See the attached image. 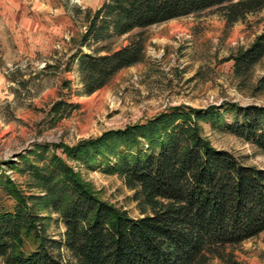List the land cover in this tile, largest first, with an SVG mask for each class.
<instances>
[{
    "label": "trees",
    "instance_id": "trees-1",
    "mask_svg": "<svg viewBox=\"0 0 264 264\" xmlns=\"http://www.w3.org/2000/svg\"><path fill=\"white\" fill-rule=\"evenodd\" d=\"M211 9L232 26L264 11V0H105L94 10L73 8L82 31L70 38L69 60L77 61L80 95L142 62L147 28ZM122 37L126 43L114 47ZM263 58L264 32L226 61L246 87ZM67 107L60 100L50 114L59 121ZM202 123L264 154V106L226 102L173 106L72 145H35L19 156L22 168L5 163L26 189L0 167V264H243L235 248L264 232V169L213 147ZM80 168L119 177L138 217L103 200ZM52 214L64 228L58 238L48 233Z\"/></svg>",
    "mask_w": 264,
    "mask_h": 264
},
{
    "label": "rangeland",
    "instance_id": "rangeland-1",
    "mask_svg": "<svg viewBox=\"0 0 264 264\" xmlns=\"http://www.w3.org/2000/svg\"><path fill=\"white\" fill-rule=\"evenodd\" d=\"M104 1L0 0V167L22 190L25 178L4 164L22 168L19 156L27 155L35 145H72L178 105L195 109L226 102L264 106V87L254 90L259 82L264 83V58L253 68L246 87L233 78L232 63L226 61L264 32V11L232 26H227L217 9L151 26L144 30L142 62L121 70L94 94L80 95L77 61L69 56L73 53L70 38L82 28L74 22L71 10H94ZM36 4L41 8L38 15L33 11ZM24 20L27 35L18 33L15 39ZM125 40L115 39L114 47L124 45ZM60 100L70 114L56 121L50 109ZM201 126L213 147L264 169V154L255 147L208 124ZM80 172L103 200L138 217L132 193L119 177L100 169L80 168ZM51 218L48 233L58 238L63 225L56 214ZM234 254L243 264H264V232L240 244Z\"/></svg>",
    "mask_w": 264,
    "mask_h": 264
},
{
    "label": "crops",
    "instance_id": "crops-1",
    "mask_svg": "<svg viewBox=\"0 0 264 264\" xmlns=\"http://www.w3.org/2000/svg\"><path fill=\"white\" fill-rule=\"evenodd\" d=\"M33 11H35L34 13L36 14V15H38L40 12V10H41V8L39 7V4H36V5H34V7H33ZM25 20H28V19H25ZM24 20V22H25V25H24V23L21 25V27H20V29L21 30H19L18 32H15V39H16V35L19 33L20 35H23V36H26L27 35V30H26V28H27V22ZM35 22H32V24H34ZM37 25H36V27H38V23H36ZM31 41V40H30ZM35 42H36V40H35ZM30 44H31V46L33 47V44H32V41L30 42ZM37 44H38V42H36L34 45H35V47L37 46ZM14 45H18L17 44V40H15V42H14Z\"/></svg>",
    "mask_w": 264,
    "mask_h": 264
}]
</instances>
